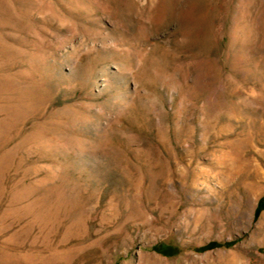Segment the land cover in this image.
Segmentation results:
<instances>
[{
  "label": "rangeland",
  "instance_id": "374dc122",
  "mask_svg": "<svg viewBox=\"0 0 264 264\" xmlns=\"http://www.w3.org/2000/svg\"><path fill=\"white\" fill-rule=\"evenodd\" d=\"M0 264H264V0H0Z\"/></svg>",
  "mask_w": 264,
  "mask_h": 264
},
{
  "label": "trees",
  "instance_id": "16d2710c",
  "mask_svg": "<svg viewBox=\"0 0 264 264\" xmlns=\"http://www.w3.org/2000/svg\"><path fill=\"white\" fill-rule=\"evenodd\" d=\"M259 210V207L257 206V208H256V212Z\"/></svg>",
  "mask_w": 264,
  "mask_h": 264
}]
</instances>
